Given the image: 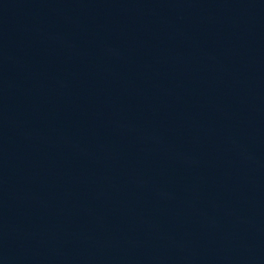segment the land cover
Masks as SVG:
<instances>
[{
	"label": "water",
	"instance_id": "water-1",
	"mask_svg": "<svg viewBox=\"0 0 264 264\" xmlns=\"http://www.w3.org/2000/svg\"><path fill=\"white\" fill-rule=\"evenodd\" d=\"M0 264H264V0H0Z\"/></svg>",
	"mask_w": 264,
	"mask_h": 264
}]
</instances>
